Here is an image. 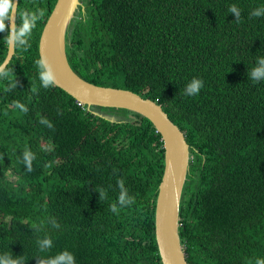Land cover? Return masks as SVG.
I'll use <instances>...</instances> for the list:
<instances>
[{
	"label": "trees",
	"instance_id": "trees-1",
	"mask_svg": "<svg viewBox=\"0 0 264 264\" xmlns=\"http://www.w3.org/2000/svg\"><path fill=\"white\" fill-rule=\"evenodd\" d=\"M18 2V25L20 11L44 15L0 79V256L36 264L66 250L76 264H161L154 237L160 135L138 115L111 123L91 111L128 112L88 111L56 86L43 88L35 61L56 0ZM231 5L241 11L238 22ZM261 7L264 0H90L68 27L67 61L78 76L156 102L184 132L191 159L179 236L188 264L264 259V81L247 76L264 56V16H250ZM193 78L204 87L186 96ZM26 149L36 155L31 173L21 163ZM120 179L130 206L117 204ZM45 237L53 245L40 251Z\"/></svg>",
	"mask_w": 264,
	"mask_h": 264
},
{
	"label": "water",
	"instance_id": "water-1",
	"mask_svg": "<svg viewBox=\"0 0 264 264\" xmlns=\"http://www.w3.org/2000/svg\"><path fill=\"white\" fill-rule=\"evenodd\" d=\"M13 2L17 3L18 0ZM69 3L70 0H56L39 37V58L46 55L52 64L56 75L54 86L85 106L86 110L91 111L92 108L99 107L127 111L128 114L148 120L160 135L164 168L155 200V242L161 264H188L179 237V207L191 159L184 132L171 122L156 102L128 90L94 85L71 69L66 56V36L68 27L76 18L75 13L80 1L76 0L71 16L68 15ZM8 26L10 28V22ZM14 52L7 46L3 62L9 64ZM91 112L111 123L117 121L113 115Z\"/></svg>",
	"mask_w": 264,
	"mask_h": 264
},
{
	"label": "clouds",
	"instance_id": "clouds-1",
	"mask_svg": "<svg viewBox=\"0 0 264 264\" xmlns=\"http://www.w3.org/2000/svg\"><path fill=\"white\" fill-rule=\"evenodd\" d=\"M81 8L88 4L90 0H79ZM18 3H14L13 0H0V32L6 33L4 40L11 50L16 49L27 50L29 45V38L32 34V30L36 27L37 21L40 20L44 13L39 12H29L27 10L19 12V18L21 23L17 24L18 15ZM76 5V0H70L68 7V15L71 16ZM77 9V10H78ZM228 12L235 16V20L238 22L241 17V11L236 5H231L228 8ZM250 16L253 18H259L264 16V7L254 9ZM6 21L10 22V28L6 24ZM38 69V76L41 86L45 89L52 87L56 84V75L54 73L52 64L50 63L46 55H41V57L35 61ZM247 76L252 80L253 83H259L264 81V56L257 59L255 66L248 70ZM9 77L8 62L0 63V79H7ZM13 87L16 88V83L14 82ZM204 87V83L199 78H193L189 83L186 84L184 88V95L195 96L199 94L200 90ZM11 91V88L7 89ZM78 103V102H77ZM79 104V103H78ZM81 105V104H79ZM83 106V105H81ZM13 107L19 109L23 113H27L28 108L20 103L19 101L13 102ZM85 107V106H84ZM132 116L130 114H127ZM131 119V118H130ZM40 123L49 129L54 127L53 123L47 118L42 117ZM36 159L35 153L30 150H24L21 154V163L24 166L26 172L31 173L33 169V161ZM117 187L119 189V195L117 198V204L120 207H126L132 205L135 201L134 198L128 195V191L125 187V182L123 179L117 181ZM99 198L104 199L105 193L103 190L99 192ZM117 204H113L110 210L114 214H118L119 208ZM180 218V217H179ZM54 228H59L60 225L55 221H51ZM180 229V221H179ZM180 237V236H179ZM40 251L48 250L52 247L53 242L50 238L45 237L37 241ZM182 245V244H181ZM183 246V245H182ZM184 250V247H183ZM0 264H23L22 258H13L9 255L0 256ZM36 264H76L75 257L72 253L68 251H62L57 255L49 258L36 257ZM255 264H264V259H257Z\"/></svg>",
	"mask_w": 264,
	"mask_h": 264
},
{
	"label": "rangeland",
	"instance_id": "rangeland-1",
	"mask_svg": "<svg viewBox=\"0 0 264 264\" xmlns=\"http://www.w3.org/2000/svg\"><path fill=\"white\" fill-rule=\"evenodd\" d=\"M101 113V112H100ZM101 114H105V115H108V116H111V115H113V114H115V115H117L118 117H116L115 115H113L114 116V118L117 120V121H120V120H123V121H126V120H129L130 118H133L132 116H129V115H127V116H123V114L122 113H119V112H111V113H101Z\"/></svg>",
	"mask_w": 264,
	"mask_h": 264
},
{
	"label": "flooded vegetation",
	"instance_id": "flooded-vegetation-1",
	"mask_svg": "<svg viewBox=\"0 0 264 264\" xmlns=\"http://www.w3.org/2000/svg\"><path fill=\"white\" fill-rule=\"evenodd\" d=\"M78 11H79V12H80V11L83 12V7L79 8V9L76 11L75 15L78 13ZM76 16H77V15H76ZM113 115H115V114H113ZM115 116L118 117L117 115H115Z\"/></svg>",
	"mask_w": 264,
	"mask_h": 264
},
{
	"label": "bare ground",
	"instance_id": "bare-ground-1",
	"mask_svg": "<svg viewBox=\"0 0 264 264\" xmlns=\"http://www.w3.org/2000/svg\"><path fill=\"white\" fill-rule=\"evenodd\" d=\"M69 30V29H68ZM68 60V59H67ZM184 194V193H183ZM181 206V205H180ZM130 210H132V209H130ZM133 211V210H132Z\"/></svg>",
	"mask_w": 264,
	"mask_h": 264
}]
</instances>
